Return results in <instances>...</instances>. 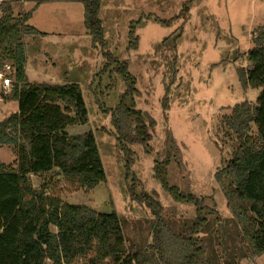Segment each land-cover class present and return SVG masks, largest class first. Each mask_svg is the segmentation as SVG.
<instances>
[{"label":"rangeland","instance_id":"obj_1","mask_svg":"<svg viewBox=\"0 0 264 264\" xmlns=\"http://www.w3.org/2000/svg\"><path fill=\"white\" fill-rule=\"evenodd\" d=\"M37 1L20 0L15 13L33 10ZM98 17L105 47L94 45L80 1L51 0L39 6L29 24L43 35L24 40L31 83L81 87L88 122L68 130L71 134L94 133L106 180L85 191L66 183L54 169L31 175L33 186L38 189L48 181L47 192L60 190L65 202L103 213L115 211L127 248L147 250L158 217L134 196L145 192L161 204L165 239L188 236L198 216L195 204L176 201L155 177L154 166L168 160L170 185L202 201L201 216L207 219V228L199 236L208 259L214 264H231L239 255L245 259L232 264H264V254L249 257L239 242L237 223L215 178L237 143L225 126V117L238 103L255 105L261 92V88H245L240 71L248 69L253 38L264 27V0H101ZM104 52L129 61L138 93L129 96L127 103L135 101L137 109L156 121L147 143L116 140L111 112L105 110L120 104L127 86L117 64L105 68ZM11 72L3 70L0 81ZM166 92L169 110L162 105ZM12 100H0V121L17 111L18 103ZM16 160L12 147L0 145V164L16 166ZM44 264L54 263L47 259ZM69 264H86V258Z\"/></svg>","mask_w":264,"mask_h":264},{"label":"trees","instance_id":"obj_2","mask_svg":"<svg viewBox=\"0 0 264 264\" xmlns=\"http://www.w3.org/2000/svg\"><path fill=\"white\" fill-rule=\"evenodd\" d=\"M43 1H37L33 10L19 13L14 7L20 0L0 2V73L7 65L12 66L11 98L18 101L17 112L0 121V145L17 152L16 166L0 164V264H44L47 259L54 264H69L79 257L86 258V264H214L199 236L207 228V219L201 216L202 201L170 185L168 160L154 166L155 177L176 201L195 204L198 216L188 236L165 239L160 224L161 204L145 192L132 195L158 217L147 250L127 248L123 225L115 211L103 213L87 205L65 202L60 190L47 192L48 181L38 189L33 186L31 175L54 169L66 183L85 191L106 180L94 133L68 131L69 127L88 122L81 87L76 83L33 84L28 79L24 38L43 35L29 24L33 11ZM74 1L84 4V25L94 45L105 47L98 17L101 0ZM253 44L247 54L249 67L240 71V79L245 88H261V92L255 105L243 101L225 117V126L237 143L215 178L237 223L239 242L247 248L249 257H259L264 254V27L258 30ZM104 56L105 68L117 64L127 86L120 104L105 110L111 112L116 140L121 144L149 142L155 119L137 109L135 101L127 103L129 96L138 93L129 61H119L109 52ZM167 92L162 99L164 110H169ZM3 97L7 95L2 93ZM239 258L245 256L235 255L231 264Z\"/></svg>","mask_w":264,"mask_h":264},{"label":"built area","instance_id":"obj_3","mask_svg":"<svg viewBox=\"0 0 264 264\" xmlns=\"http://www.w3.org/2000/svg\"><path fill=\"white\" fill-rule=\"evenodd\" d=\"M5 69L7 71L13 70L11 65H7ZM11 87H12V79L10 75H7L0 81V91H2L4 95H8L11 92Z\"/></svg>","mask_w":264,"mask_h":264},{"label":"crops","instance_id":"obj_4","mask_svg":"<svg viewBox=\"0 0 264 264\" xmlns=\"http://www.w3.org/2000/svg\"><path fill=\"white\" fill-rule=\"evenodd\" d=\"M51 0H45V1H43L39 6H43L45 3H48V2H50ZM55 1V0H54ZM58 1V0H57ZM59 1H61V2H63V3H67V2H72V1H74V0H59ZM39 6H38V8H39ZM37 8V9H38ZM33 16V15H32ZM28 60V59H27ZM27 64V63H26ZM26 69H27V66H26ZM28 76V75H27ZM31 83V82H30ZM39 84H41V83H39ZM12 94V93H11ZM11 94L9 93L8 94V98H0V100H8V99H12L11 98ZM15 101H17V100H12V102H15ZM17 103H18V101H17ZM17 110H18V108H17ZM17 112V111H16ZM69 131V130H68Z\"/></svg>","mask_w":264,"mask_h":264}]
</instances>
